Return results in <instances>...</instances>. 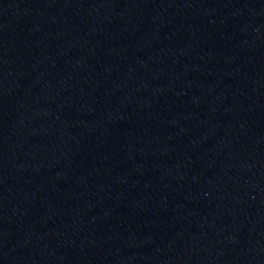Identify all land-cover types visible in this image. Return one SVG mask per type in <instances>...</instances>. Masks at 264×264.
Returning <instances> with one entry per match:
<instances>
[{
  "label": "water",
  "instance_id": "1",
  "mask_svg": "<svg viewBox=\"0 0 264 264\" xmlns=\"http://www.w3.org/2000/svg\"><path fill=\"white\" fill-rule=\"evenodd\" d=\"M0 264H264V0H0Z\"/></svg>",
  "mask_w": 264,
  "mask_h": 264
}]
</instances>
